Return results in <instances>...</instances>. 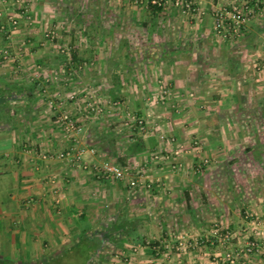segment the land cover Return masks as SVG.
I'll return each instance as SVG.
<instances>
[{
  "label": "crops",
  "instance_id": "1",
  "mask_svg": "<svg viewBox=\"0 0 264 264\" xmlns=\"http://www.w3.org/2000/svg\"><path fill=\"white\" fill-rule=\"evenodd\" d=\"M233 1L195 0L196 12L172 18L180 21L183 30L174 34L169 51L159 54L167 61L162 71L170 86L193 96L182 99L210 106L208 114L215 125L206 131L207 144L214 152L230 153V159L239 158L228 161L232 172H228L223 182L214 177L190 179L154 172V176L159 175L163 180L161 184L165 185L163 189L168 188L166 191L152 195L142 190L125 192L123 184L118 182L99 188L90 170L77 169L68 162L44 161L37 152L27 151L26 145L20 146L18 136L5 127L7 122H3L0 124V259L8 258L12 264H48L76 247L93 246L97 251L86 260L83 257L84 264L92 261L96 264H223L221 255L226 247L214 230L209 231L217 217L238 236L250 227L253 218L249 214L264 211V113L255 108L264 105V70L259 69L264 65V3L251 0V14L244 32L235 39H226L215 34L211 27L207 29L212 25L209 10ZM31 100L20 99L33 106L24 110L23 119L36 106L47 107L41 98ZM51 127L44 123L34 128L26 125L27 129L21 132L25 136L29 131L36 138L39 151L58 150L59 142L54 139ZM187 133L182 135L185 137ZM139 151L146 154L147 160L152 150L144 146ZM128 155L127 152L126 159L131 157ZM85 156L91 163L97 159L89 154ZM217 181L220 187L226 185L225 192L219 187L205 191L206 185L213 187ZM199 189L201 192L193 194V190ZM106 206L116 211L113 223L109 227L95 226L104 216L102 209ZM206 234H210L206 243L197 238ZM105 248L115 249L116 255L100 257Z\"/></svg>",
  "mask_w": 264,
  "mask_h": 264
},
{
  "label": "rangeland",
  "instance_id": "2",
  "mask_svg": "<svg viewBox=\"0 0 264 264\" xmlns=\"http://www.w3.org/2000/svg\"><path fill=\"white\" fill-rule=\"evenodd\" d=\"M176 1L0 0V124L7 122L5 127L18 136L20 146L26 145L27 151L37 152L42 160L68 162L77 169L90 170L99 188L118 182L125 192L142 190L152 195L166 191L163 180L154 172L190 179L214 177L223 182L232 172L228 161L239 158L230 159L232 154L212 150L204 138L209 126L215 125L208 114L210 106L186 102L182 98L193 96L184 91L180 95L183 92L171 87L162 71L167 61L159 54L169 51L174 34L183 30L180 21L172 18L196 12L195 0ZM187 1L191 8L184 6ZM250 1L234 0L209 10L212 25L207 29L211 27L226 39L240 36L251 14ZM244 2L249 7L244 10L240 30L234 32L226 26L218 32L215 12ZM256 2L262 4L264 0ZM149 3L160 5L162 10L155 13ZM259 69L264 70V65ZM30 98L43 99L47 107L36 106L23 119L24 110L33 106L20 99L33 101ZM255 108L264 113V105ZM43 123L52 125L58 150L39 151L29 131L22 135L26 125L34 128ZM185 133L188 135L184 137ZM144 146L152 150L147 160L139 151ZM125 152L131 157L126 159ZM85 154L96 156V161L91 163ZM105 161L126 168V175L122 179L102 176L99 168ZM238 173L243 177L242 171ZM218 182L213 187L206 185L205 191L219 187L225 192L226 185L220 187ZM196 192L201 190H193V194ZM237 206L241 207L239 203ZM111 208L102 209L104 216L95 226L109 227L113 223L116 211ZM216 228L227 229L219 217L209 231ZM210 234L197 238L206 243ZM74 252H65L51 264H79ZM99 255L112 258L116 250L105 248ZM0 264L12 263L4 258Z\"/></svg>",
  "mask_w": 264,
  "mask_h": 264
},
{
  "label": "built area",
  "instance_id": "3",
  "mask_svg": "<svg viewBox=\"0 0 264 264\" xmlns=\"http://www.w3.org/2000/svg\"><path fill=\"white\" fill-rule=\"evenodd\" d=\"M178 2L179 0L176 1ZM184 6L191 8V2H185ZM248 7L244 2L232 4L228 9L217 10L214 17L215 29L221 32L227 26L234 32L240 30L245 20L244 10ZM69 126L73 128L71 122ZM99 169L102 176L115 179H122L127 172L126 168L108 161L103 162ZM248 216L253 219L242 237L238 238L236 233L227 229L216 228L213 231L220 243L226 247L221 255L223 264H261L264 258V211L261 214Z\"/></svg>",
  "mask_w": 264,
  "mask_h": 264
},
{
  "label": "trees",
  "instance_id": "4",
  "mask_svg": "<svg viewBox=\"0 0 264 264\" xmlns=\"http://www.w3.org/2000/svg\"><path fill=\"white\" fill-rule=\"evenodd\" d=\"M151 9L155 12V13H158L162 10V8L160 7V5L154 3H149ZM75 252H74V258L76 259V261H80L79 264H84V258L85 260L94 255L97 251V248L96 247H93V246H90V247H85V248H80V247H76L75 249H73ZM72 251V250H70ZM69 252V251H68ZM67 253V252H66ZM65 253V254H66ZM64 255V254H63ZM84 257V258H83ZM83 258V259H82ZM82 260V261H81ZM48 264H51V263H48ZM78 264V263H77Z\"/></svg>",
  "mask_w": 264,
  "mask_h": 264
}]
</instances>
